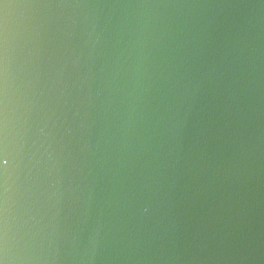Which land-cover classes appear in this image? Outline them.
I'll return each mask as SVG.
<instances>
[{"label": "water", "instance_id": "water-1", "mask_svg": "<svg viewBox=\"0 0 264 264\" xmlns=\"http://www.w3.org/2000/svg\"><path fill=\"white\" fill-rule=\"evenodd\" d=\"M2 264H264V0H0Z\"/></svg>", "mask_w": 264, "mask_h": 264}, {"label": "snow or ice", "instance_id": "snow-or-ice-1", "mask_svg": "<svg viewBox=\"0 0 264 264\" xmlns=\"http://www.w3.org/2000/svg\"><path fill=\"white\" fill-rule=\"evenodd\" d=\"M6 163H7V160L3 159L2 151H0V166ZM0 264H2V261H0Z\"/></svg>", "mask_w": 264, "mask_h": 264}]
</instances>
